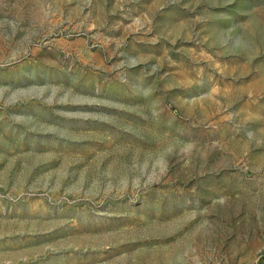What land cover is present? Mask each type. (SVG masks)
<instances>
[{
	"label": "rangeland",
	"instance_id": "obj_1",
	"mask_svg": "<svg viewBox=\"0 0 264 264\" xmlns=\"http://www.w3.org/2000/svg\"><path fill=\"white\" fill-rule=\"evenodd\" d=\"M0 264H264V0H0Z\"/></svg>",
	"mask_w": 264,
	"mask_h": 264
}]
</instances>
